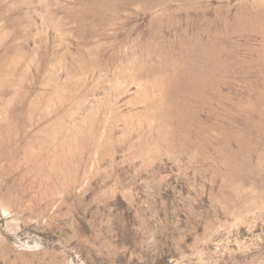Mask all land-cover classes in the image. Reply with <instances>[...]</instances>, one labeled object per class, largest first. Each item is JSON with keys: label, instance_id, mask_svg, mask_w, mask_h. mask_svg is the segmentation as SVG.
I'll return each instance as SVG.
<instances>
[{"label": "rangeland", "instance_id": "1", "mask_svg": "<svg viewBox=\"0 0 264 264\" xmlns=\"http://www.w3.org/2000/svg\"><path fill=\"white\" fill-rule=\"evenodd\" d=\"M0 264H264V0H0Z\"/></svg>", "mask_w": 264, "mask_h": 264}]
</instances>
